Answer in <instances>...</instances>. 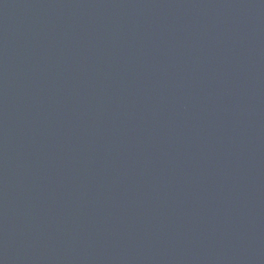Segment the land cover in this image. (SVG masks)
<instances>
[{
    "label": "water",
    "instance_id": "95a60500",
    "mask_svg": "<svg viewBox=\"0 0 264 264\" xmlns=\"http://www.w3.org/2000/svg\"><path fill=\"white\" fill-rule=\"evenodd\" d=\"M0 264H264V0H0Z\"/></svg>",
    "mask_w": 264,
    "mask_h": 264
}]
</instances>
